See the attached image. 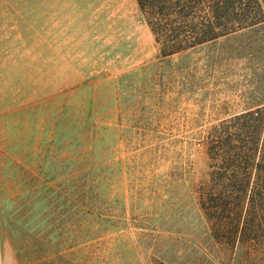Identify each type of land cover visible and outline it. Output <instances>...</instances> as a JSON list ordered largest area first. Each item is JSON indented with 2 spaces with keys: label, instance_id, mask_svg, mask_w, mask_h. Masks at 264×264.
Segmentation results:
<instances>
[{
  "label": "rangeland",
  "instance_id": "1",
  "mask_svg": "<svg viewBox=\"0 0 264 264\" xmlns=\"http://www.w3.org/2000/svg\"><path fill=\"white\" fill-rule=\"evenodd\" d=\"M255 105L264 23L163 57L137 0H0V264H264L187 187Z\"/></svg>",
  "mask_w": 264,
  "mask_h": 264
},
{
  "label": "trees",
  "instance_id": "2",
  "mask_svg": "<svg viewBox=\"0 0 264 264\" xmlns=\"http://www.w3.org/2000/svg\"><path fill=\"white\" fill-rule=\"evenodd\" d=\"M137 1L163 57L264 23L261 0ZM89 118L83 115L81 123ZM59 121L56 127L62 128L63 122ZM203 138L210 159L209 171L199 186L191 181L187 184L189 193H198V206L216 228L232 229L226 237L264 238V105L223 118ZM50 166L51 180L58 181L66 175L60 163ZM76 172L64 181L77 180L89 173ZM51 193H57L56 199L60 196L57 188L51 189ZM249 230L251 233H247ZM213 235L218 236L215 232Z\"/></svg>",
  "mask_w": 264,
  "mask_h": 264
}]
</instances>
